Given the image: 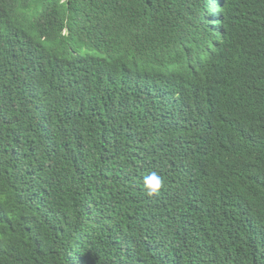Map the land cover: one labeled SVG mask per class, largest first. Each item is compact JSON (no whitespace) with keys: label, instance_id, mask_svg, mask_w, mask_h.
Returning a JSON list of instances; mask_svg holds the SVG:
<instances>
[{"label":"trees","instance_id":"obj_1","mask_svg":"<svg viewBox=\"0 0 264 264\" xmlns=\"http://www.w3.org/2000/svg\"><path fill=\"white\" fill-rule=\"evenodd\" d=\"M0 264H264V0H0Z\"/></svg>","mask_w":264,"mask_h":264},{"label":"clouds","instance_id":"obj_2","mask_svg":"<svg viewBox=\"0 0 264 264\" xmlns=\"http://www.w3.org/2000/svg\"><path fill=\"white\" fill-rule=\"evenodd\" d=\"M68 29H65L67 34ZM74 52L77 56L78 61L83 65H88L90 73L93 77H98L100 73L105 72V68L101 60L93 55L91 50L88 48L87 36L84 33L83 37L79 40L75 46ZM261 98L255 99L253 104L248 107V110H254L256 104L260 103ZM260 180V177H259ZM143 189L149 197H157L161 194L162 189L165 187L164 177L157 171L152 170L146 173L142 178Z\"/></svg>","mask_w":264,"mask_h":264}]
</instances>
